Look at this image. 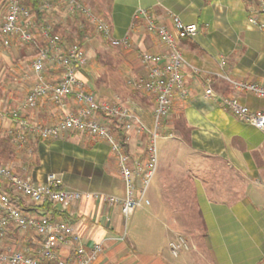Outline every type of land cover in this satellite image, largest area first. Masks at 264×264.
<instances>
[{
  "label": "crops",
  "instance_id": "1",
  "mask_svg": "<svg viewBox=\"0 0 264 264\" xmlns=\"http://www.w3.org/2000/svg\"><path fill=\"white\" fill-rule=\"evenodd\" d=\"M5 0H0V20ZM102 16L116 38L127 35L130 47H111L82 17L68 16L61 5L46 12L31 0L22 4L32 13V32L41 42L39 29L50 25L65 44L79 41L87 64L77 77L96 100H114L152 126L154 102L128 81L143 79L142 52L165 49L148 34L143 19H133L144 9L172 28L170 14L184 24L195 23L193 40L178 46L189 64L201 70H184L185 97L174 96L157 139V168L146 197L149 205L136 209L124 220L117 206L100 199H81L66 207L45 203L33 205L19 197L15 205L28 214L46 215L71 225L88 249L101 243L102 252L91 264H264V129L258 130L222 109L204 94L206 87L220 95L234 96L251 112L264 110V100L237 92L216 74L264 85V35L247 21L255 14L252 0H79ZM94 7L95 11L92 7ZM34 51L13 38L0 44V110L19 106L31 84L30 63ZM224 65L221 66L220 62ZM59 69L46 67L45 77L54 82ZM77 103L66 97L60 105L48 98L34 109L22 112L33 123L48 125ZM115 139L132 159H144L146 136L126 134L120 123L104 116ZM10 119H0V165L13 161L34 184L50 174L58 176L65 189L122 197L124 185L107 143L86 134L62 132L54 140H28L22 151L12 147L6 132ZM129 140L124 143V136ZM123 138V141L121 140ZM10 162V163H11ZM125 233L123 240H119ZM183 235L189 250L176 257L168 242ZM38 237L10 227L0 247L38 248ZM56 253L71 259L73 251L59 246Z\"/></svg>",
  "mask_w": 264,
  "mask_h": 264
},
{
  "label": "built area",
  "instance_id": "2",
  "mask_svg": "<svg viewBox=\"0 0 264 264\" xmlns=\"http://www.w3.org/2000/svg\"><path fill=\"white\" fill-rule=\"evenodd\" d=\"M23 0H5L4 14L0 20V44L10 45L13 38L21 45H29L34 51L30 63L32 84L19 106L2 111L0 119H10L11 126L6 135L16 151H20L28 140H54L62 132L86 134L92 139H100L107 143L116 160L117 172L124 185L122 197L65 189L62 180L50 174L41 184H34L25 170H16L14 164L0 165V240L12 227L29 232L38 237V248L23 247L10 249L0 247V264H91L102 252V244L96 243L88 249L81 244V239L74 228L62 221L52 220L46 215L28 214L15 205L19 197H25L33 205L45 203L66 207L81 199H100L109 206H117L124 220L149 205L146 197L149 184L157 168V139L163 119L168 115L174 96L185 97L184 70L193 73L203 72L192 66L184 58L179 40H193L198 26L195 23L184 24L176 15L170 14L172 28L157 21L144 9H138L133 19L141 18L148 34L157 37L163 45L160 53L142 52L140 63L146 74L143 79L128 81L135 89L152 97L154 102L152 126L147 127L137 114L114 100H96L94 95L86 91L83 82L77 77L78 69L87 64L84 48L77 41L65 44L63 39L52 32L50 25L39 29L41 42L32 32V13L22 4ZM41 11H50L54 4H59L70 17H82L90 24L94 32L109 46L127 49L130 38L124 35L113 36L111 28L104 18L79 0H35ZM255 14L248 17L250 25L258 28L264 35V0H252ZM223 66V61L220 62ZM46 67L59 69L60 76L50 82L45 77ZM233 91L249 93L264 100V85L236 80L226 74H216ZM204 94L213 98L218 105L233 114L236 118L258 130L264 129V110L251 112L238 98L215 93L210 86ZM66 97H71L78 105L76 111H65L61 118L48 125L33 123L26 119L22 112L34 109L42 100L48 98L52 103L60 105ZM98 116L120 123L126 134L146 136L145 158L132 159L124 145L118 142L109 128ZM129 135L124 136V143ZM125 233L119 238L123 240ZM59 246L69 247L73 251L71 259L61 258L56 253ZM189 242L183 235H176L168 242L169 254L176 257L182 251L189 250Z\"/></svg>",
  "mask_w": 264,
  "mask_h": 264
},
{
  "label": "rangeland",
  "instance_id": "3",
  "mask_svg": "<svg viewBox=\"0 0 264 264\" xmlns=\"http://www.w3.org/2000/svg\"><path fill=\"white\" fill-rule=\"evenodd\" d=\"M81 2V1H80ZM92 7V6H91ZM93 9H94V7H92ZM95 10V9H94ZM95 11H97V10H95ZM12 147L14 148V146L12 145ZM14 150H15V148H14ZM16 151V150H15ZM20 151H22V149L20 150ZM20 151H17V152H20ZM159 155V154H158ZM157 155V156H158ZM11 161H7V162H4L3 164L5 165V164H8V163H10ZM13 162V161H12Z\"/></svg>",
  "mask_w": 264,
  "mask_h": 264
},
{
  "label": "trees",
  "instance_id": "4",
  "mask_svg": "<svg viewBox=\"0 0 264 264\" xmlns=\"http://www.w3.org/2000/svg\"><path fill=\"white\" fill-rule=\"evenodd\" d=\"M31 1L34 3V5H37L38 6V4L36 3L35 0H31ZM52 32L55 33L53 30H52ZM55 34H57V33H55ZM77 42L79 43V41H77ZM121 140L123 141V138Z\"/></svg>",
  "mask_w": 264,
  "mask_h": 264
}]
</instances>
